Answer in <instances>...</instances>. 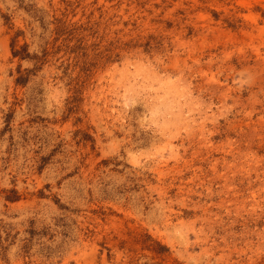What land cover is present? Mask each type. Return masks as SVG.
<instances>
[{
	"label": "rangeland",
	"instance_id": "374dc122",
	"mask_svg": "<svg viewBox=\"0 0 264 264\" xmlns=\"http://www.w3.org/2000/svg\"><path fill=\"white\" fill-rule=\"evenodd\" d=\"M0 264H264V0H0Z\"/></svg>",
	"mask_w": 264,
	"mask_h": 264
}]
</instances>
